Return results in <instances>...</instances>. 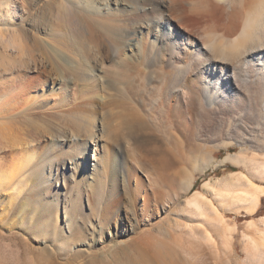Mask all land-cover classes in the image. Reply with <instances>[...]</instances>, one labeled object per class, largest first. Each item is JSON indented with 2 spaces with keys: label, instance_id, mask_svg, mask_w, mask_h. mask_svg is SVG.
Masks as SVG:
<instances>
[{
  "label": "bare ground",
  "instance_id": "6f19581e",
  "mask_svg": "<svg viewBox=\"0 0 264 264\" xmlns=\"http://www.w3.org/2000/svg\"><path fill=\"white\" fill-rule=\"evenodd\" d=\"M10 4L21 8L27 22L22 28L5 25L8 38L0 47L6 48L0 54V188L12 189L17 198L30 179L35 183L44 174L45 183L61 180L65 195L73 190L79 198L85 192L89 208L81 216L72 198L63 199L61 226L59 213L45 209L53 224L41 225L46 235L36 248L41 258L31 264H71L74 257L78 264H116L117 251L131 245L167 249L171 243L182 246V239L189 242L188 253L183 257L171 249L169 264H264V215L257 216L264 184L234 170L214 183L205 180L204 192L192 190L197 168L190 166L185 144L191 135L206 140L224 134L264 150V143L242 135L243 126L233 127L241 116L230 112L250 103L264 81V0H0V11ZM44 11L59 12L60 21L46 19ZM257 96L252 117L263 122L264 96ZM204 123L209 126L199 129ZM158 126L167 142L149 150L163 153L166 162L159 160L164 155L157 158L159 165L165 162L167 176L184 180V192L191 189L182 202L177 193L158 198L139 175L122 170L121 155L135 157L139 149L133 137ZM39 138H48V144L38 151L33 142ZM10 153L14 168L7 166ZM230 155L221 161L233 156L229 161L238 165L240 158ZM263 155L245 159L264 180ZM133 176L137 188H144L142 203L136 202L140 191L131 186ZM156 181L149 186L159 185ZM51 198L56 211L58 196ZM151 202L160 219L157 226L141 228ZM23 210L24 205L19 213ZM241 212L250 219L239 229L226 213ZM153 229L162 239H154ZM198 243L203 245L194 248ZM204 247L208 258L195 251ZM58 254H65L64 261ZM150 261L144 257L141 264Z\"/></svg>",
  "mask_w": 264,
  "mask_h": 264
},
{
  "label": "rangeland",
  "instance_id": "374dc122",
  "mask_svg": "<svg viewBox=\"0 0 264 264\" xmlns=\"http://www.w3.org/2000/svg\"><path fill=\"white\" fill-rule=\"evenodd\" d=\"M43 1L46 2L49 0H43ZM10 7H11L10 10H7L6 7H3V9H1L2 11H0V31H1L0 32V47L3 45V41L5 43L6 39L8 38V33L6 31H4L5 30L4 28H6V27H4L5 25L6 26L16 25L19 28H22V27H24V25L22 24L23 21L27 22L26 20H23L21 17V15L23 14V11L21 10L20 7L18 8L17 6H14V4L13 5L10 4ZM49 13H51V12L44 11V16L46 19L48 18V20L60 21L61 18H59L60 17L59 12L55 13V11H52V13L50 15H49ZM1 41H2V43H1ZM3 52H6V48H4V50H2L0 48V54ZM261 83H263V84H261ZM261 83H259V84H261L262 86L258 84L259 86L257 87L259 90L256 88H255L256 91L254 90V93H256L255 98L257 100L260 97V96L259 97L257 96L258 94L259 95L263 94V96H264V92H263L264 91V81ZM152 87L155 88L154 85ZM259 91H261V93ZM48 98H49V100H48L49 104L52 103L54 100V97L51 99V96H49ZM255 98L253 97L252 100L250 99V103H248L249 102L248 101L245 106H244V104H241L244 108H242V106H240V105L239 106L236 105L237 107L235 106L233 109L231 107L230 109L232 111L230 110V112H232L233 114L235 112L236 113L238 112L239 117L241 116L240 118H236V120L233 122V124L235 123L233 127L236 128L235 125L236 126L238 125L237 128L243 126L242 129L245 128L246 132H244L245 130L244 131L242 130V132H243L242 135H244L245 137L253 136L251 138L253 140L255 139V141H253V143H255L257 145L256 142L258 140V145H259V144L264 143V134H263V132H264L263 131L264 130V125H263L264 123L263 122L264 121L261 122L260 120H257V122H255L256 120H254L253 119L254 117H252L254 110H257V109L253 108V105H255V103L258 102ZM249 104H252V105H249ZM249 106H250V108L252 107L251 110L254 109L252 111V113H251L250 108H248ZM245 108H247V109H245ZM259 108L261 111H264V99L262 100V103H261ZM117 109L118 108H115L113 110V112L114 111L117 112ZM235 109H237V110H241V109L244 110L245 109L244 111L241 110L242 115L245 116V114H246L245 117H249L248 115H251L252 119L249 117L248 118L249 121H248L246 118H244L241 115L240 111H237ZM247 110H250L251 114ZM246 111H247L248 115H247V113H245ZM110 114L112 115L114 113H110ZM230 115H231V113H230ZM234 115H237V114H234ZM243 118H244V120H242ZM211 121L212 122L210 123V126L216 127L218 124L217 121L215 119L214 120L211 119ZM213 121H215V122H213ZM247 122L249 124H252L251 129H253V131H251V129H250L251 125H246ZM204 124L201 125V127H199V129H202L203 126H205V128H206V126H209V124H207V123L205 125ZM259 126H261L262 128L261 127L259 128ZM218 127H219V125H218ZM160 128H161V130H160ZM205 128H203V129H205ZM246 128H248V130H249L248 132H247ZM158 129L159 130L152 129L153 132L152 131L151 132L153 133V135L150 134L151 132H148V131L145 132L144 131L141 133V135H140V133H138V134H136L137 137H133L135 139V140L133 139L134 140L133 142L137 146L140 143L139 149L135 155L136 158L129 156L127 154V152L123 153L124 159L121 155V158L123 160L122 170L124 172H127V173L129 171H132L137 176L139 175L138 177H141L145 181L144 183L146 184V186L148 185V188L150 189L151 194L154 193L155 196H157V194H158V196H157L158 198L163 199V198L167 197V194L169 193L168 197L170 196L169 198L172 199L175 196V193H177L180 195V201L182 202V200H184V196L188 195L190 193L191 189L192 190H199L200 192H204L205 190L202 187V183L205 180H209L210 182L213 181V183H214L215 182L214 180L218 181V178L222 179L223 177H227L230 174V172H232L234 170H236V171L239 170L241 172L246 173L247 175L252 176L254 182H256L258 184H264V180L260 179V177H259L262 175V173L259 172L260 170L258 169L259 171H257V172H259V173H257L256 172L257 169L253 168V165H250L249 163L246 164V161L252 155L253 156L257 155V159L261 160L263 158L262 154L264 153V150H262V149H260V150L251 149L249 143L239 144L236 141H234L235 140L234 138L229 137V139H232V140H229L227 136L223 137V136H225L224 134L222 136L218 135L219 137L216 135L213 137V139L209 138L206 140L204 138L200 139V137L197 138V137H194L191 135L188 137V139H186L185 144H186V148H187L186 149L187 154H188L187 156L190 157V161H189L190 163L189 164L191 167H196L197 172H195V175L193 176V185H192L190 191L184 192V189H183V187L185 185L184 180L181 183H178L177 179H171L172 176H167V167L166 168L164 167V164L166 162L167 157H165V155L163 153L161 154L160 152L158 153L157 151L156 152L154 151V153H155L154 154L153 151L151 152L149 150L150 148H154V149L158 148L159 145H161L162 143L166 144L165 142H167L166 140L168 138V135L166 138L164 133H163L164 128L161 126H158ZM238 129H241V128H238ZM261 129H262V133H261ZM235 131L237 132L238 130L234 129V132ZM234 132L232 134H234ZM148 134L150 136H147ZM22 136L25 137V135H22ZM223 138H225V139L223 140ZM38 140L36 142L34 141L33 145L39 151V150H42L43 147L48 144V138H39ZM259 140H260V142H259ZM228 141L231 143L229 144ZM130 142H132V141H130ZM221 144H225V145L223 146ZM219 145H221V146H219ZM191 147H192L193 151H191L192 150ZM195 149H197L196 154L194 153ZM242 149H243V151H242ZM156 153H158L159 155ZM239 153H240V155H243L244 159L246 156L247 160L246 159L244 160L245 163H244V161L241 160L243 158H242V156L241 157L239 156ZM228 154L229 155L230 154H232V155L236 154L235 156L240 158L238 161L239 162L238 165L233 166L231 164V162L229 161L230 159L233 160L235 158V157L233 158L232 155H230V156H232V158L229 157L228 161H225V162L221 161V159ZM0 155H3V152H1ZM163 155H164V159L160 158L159 160L162 159L165 162L163 161V165H159L160 161H158V158L161 156L163 157ZM11 156H12V154L10 153L9 157H8L10 160L8 159L9 161L7 162L8 167L11 164H13ZM237 157H236V160H238ZM150 159H153V161ZM154 159H155V162H154ZM162 160H161V163H162ZM240 160H241V162H240ZM207 162H209L210 164L208 165L207 168H205L206 165L204 167V164H206ZM242 162L244 165L242 164ZM247 162H249V161H247ZM154 163H158V164H154ZM128 166L131 168H129ZM10 167L14 168L15 165L13 164ZM38 172L33 171L34 176H37V178L40 175L39 170H38ZM41 172L44 173V171H41ZM159 174H160V176H159ZM163 175H164V177H163ZM43 176H44V174H41V176H39V179L35 180V183L30 179L29 185L26 188L25 192H22L21 195L19 194V197H17V198H16V196H18V195H14L12 189H10V188L6 189V187L0 188V264H31V261H32L31 259H33L34 257L39 258V259L41 258L40 257L41 256V253H40L41 250L36 249L38 242H40L41 239H44L46 237L45 233L41 232V225L45 222H47L48 224L49 223L53 224L52 221L48 220L49 219V213L46 212L45 209H47L51 214L53 213V211H54L53 214H55L56 212L59 213V217H60L59 225L60 226L62 225V221H63V205H64L63 199L67 201L68 198H72L73 203L75 202L74 204L76 205L74 211L75 212L77 211V213H80L81 216H82V214H87L89 211V208L87 206V198H86L87 195L85 194V192H82L80 197L78 196L79 198H77L75 196L73 190L69 191V193H67L65 195L63 193L65 191L66 186L63 184V182L61 180H59L58 182L55 183L54 177H52L51 180H48L49 182L45 183ZM158 176H159V178H158ZM156 178L158 181H156ZM30 181H31V183H30ZM148 181H156V182H160V184L158 185V183L155 182L156 184L149 186ZM161 182H164L166 186H164ZM167 183H168V187H167ZM131 186L134 189H137L138 191H140L137 198H136V202L142 203L143 197H144V191H143L144 188L143 187L137 188V186L135 185L134 176L131 178ZM21 187H22L21 184H19L18 190ZM10 192H11L12 196L10 195ZM182 192H183V194H182ZM53 196H58V199H59L58 203H57V210L56 211H55V208H53L55 206V204H53L51 202L52 201L51 197H53ZM75 197H76V199H75ZM208 197H211V195H208ZM15 198L17 200H13ZM77 199H78V201H77ZM74 200H76V201H74ZM96 201H97V197L95 198V201L93 200V202H96ZM103 201H105L104 198H103ZM48 202H49V204H48ZM67 203H68V201H67ZM69 204H70V201H69ZM22 205H24V210L21 213H19V209ZM259 206H261V212H260V214L258 213L257 216L264 215V197L260 201ZM138 210L141 211V209H138ZM240 214L241 215L235 216V214H233V213H226V215L228 217H230L228 219V222L232 223V221L235 220L239 229H242L243 226L245 225L246 219H250V216L246 215L245 212H241ZM157 215H159V210L151 202L149 220L146 221V220L141 219V221H140L141 222V224H140L141 228H145V227L151 228V226H154V225L157 226L156 225V224H158L157 221H159V219H160V217ZM140 218H142V217H140ZM154 220L155 221L157 220V221L155 222ZM145 224H147V225H145ZM79 225H81V224H79ZM79 225H77V226H79ZM33 230H34V232L37 231V232H35V233H37L36 235H32L31 233L29 234V232L30 231L33 232ZM27 232H28V234H27ZM138 233H140V231L135 233L134 236L132 234V237L138 236ZM152 233L155 235V237L157 235L158 238L162 239L161 234L158 233L156 230L153 229ZM30 235H32V236H30ZM155 237H154V239H158L157 237L156 238ZM138 238H139V240L141 239L140 237H138ZM239 239H240V235H237L236 241H235V248L240 252V244L238 243ZM186 241H187V239H186ZM142 243L140 242L141 246L140 245L136 246L137 248L135 247V245H131V247H129L130 249L128 248V249H124L121 251H117L118 254L115 257L116 264H141V260L144 257H147V258L151 257V261H150L151 264H156V263L166 264L167 262H168L167 264H169L170 261H172V260H170V257L173 253V252L171 253V251L173 249L174 250L178 249L179 253L184 257L188 253L187 251H186L187 253L185 252V249L187 250L190 247L189 242L188 241L185 242V239L184 240L182 239V243H183V244L181 243L182 246L178 247V246H175L174 243L173 244L171 243L170 244L171 247H167V249L156 246V244H155L153 246V248L145 246L147 248V250H146V248L142 246V245H145L144 242H142ZM198 244H197V246L195 245L194 248L196 247V249H197L201 245V244H199V245ZM184 245H185V247H184ZM32 247H35V248H32ZM139 247L141 250L138 249ZM79 248H81V247H79ZM180 248H184V249H180ZM143 250H144V252H143ZM202 250L201 251L195 250V251H197V256H198V253H204L205 256L208 258L210 253H208V250L206 249V247H204ZM58 255H59V257L57 259L59 261H62V260L64 261V258H66L65 254L64 255L58 254ZM182 256H180L182 258L181 260H183ZM242 257H244V256L242 255ZM78 260H79L78 258L75 259V257H74L73 260L71 261V264H74V263L78 264V262H79ZM95 264H103V263H95Z\"/></svg>",
  "mask_w": 264,
  "mask_h": 264
}]
</instances>
